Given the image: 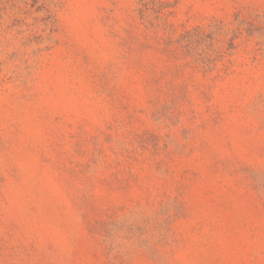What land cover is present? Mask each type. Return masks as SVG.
Segmentation results:
<instances>
[{"label": "rangeland", "instance_id": "374dc122", "mask_svg": "<svg viewBox=\"0 0 264 264\" xmlns=\"http://www.w3.org/2000/svg\"><path fill=\"white\" fill-rule=\"evenodd\" d=\"M0 264H264V0H0Z\"/></svg>", "mask_w": 264, "mask_h": 264}, {"label": "trees", "instance_id": "16d2710c", "mask_svg": "<svg viewBox=\"0 0 264 264\" xmlns=\"http://www.w3.org/2000/svg\"><path fill=\"white\" fill-rule=\"evenodd\" d=\"M141 12H143V11H141ZM184 36L185 37H183V40H182L184 47H186L187 49H191L192 36H198V34L197 33L188 32Z\"/></svg>", "mask_w": 264, "mask_h": 264}]
</instances>
